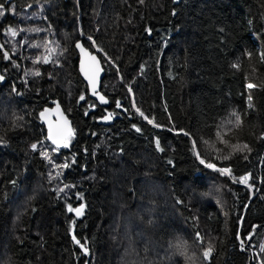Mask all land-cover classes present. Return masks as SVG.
<instances>
[{
    "label": "trees",
    "instance_id": "1",
    "mask_svg": "<svg viewBox=\"0 0 264 264\" xmlns=\"http://www.w3.org/2000/svg\"><path fill=\"white\" fill-rule=\"evenodd\" d=\"M0 4V264H264V0ZM78 40L102 58L109 107L89 96ZM51 99L74 123L62 150L40 120Z\"/></svg>",
    "mask_w": 264,
    "mask_h": 264
},
{
    "label": "snow or ice",
    "instance_id": "2",
    "mask_svg": "<svg viewBox=\"0 0 264 264\" xmlns=\"http://www.w3.org/2000/svg\"><path fill=\"white\" fill-rule=\"evenodd\" d=\"M141 2H143V0H141ZM175 2H179V0H174V3H175ZM4 14H5L4 5H3V4H0V16H3ZM173 14L175 15V13H173ZM149 31H150V30H149ZM221 31H223V29H221ZM13 35H15V33H13ZM88 39L91 40L92 38H91V37H88ZM37 47H39V45H37ZM76 47H77V48H81V50L83 51V48H82V46H81L79 43H77ZM246 54H247L250 58H251L252 55H253L252 52H247ZM4 56H5V58H9V54H8L7 52L4 53ZM262 57H264V54H262ZM91 59H92L93 61H95V60H96V57H95V56H92ZM41 62H43V63H48L49 61H48L46 58L43 59V61H41L40 58H37V59L34 61V63H41ZM236 66H237V65H233V67H236ZM99 71H100L99 68H96V69H95V73H96V74H98ZM32 75L39 76V75H41V73H40L38 70H36V71H34V72L32 73ZM3 78H4L3 76H0V80H2ZM88 78H89L90 82H91L92 85H93V92H92V95L95 96V95H97V93H96V91H95V74H94L93 76L88 77ZM247 87H248L249 89H252V88L255 87V85L249 83V84L247 85ZM129 91H131L130 88H129ZM84 99H85V97L82 95V96L80 97V100H84ZM249 100H251V96L249 97ZM99 101H100L101 103H104V104H107V103H108V101L105 99V97H104L103 95H100V96H99ZM116 105H117L118 108L122 107L119 101L116 102ZM92 107H95V105H93ZM249 107H251V104L249 105ZM136 111H137V112L139 113V115H140L144 120H146L149 124H153V119H150V118H149L148 116H146L143 112H141L138 108L136 109ZM85 114L87 115V113H85ZM41 115H43V113H41ZM111 116H112V113H108V115L105 116V117H103V119H104V120H108ZM231 117H234V122H233L232 119H229V120H228V123H229V124H232L234 127H239L240 124H241V116H240V114H238L237 112H233V113H231ZM153 126H154V127H160V125H158V124H153ZM133 127L135 128V130H136L137 132H140V131H141V129L138 128V127H136L135 125H133ZM222 127H223V125H222ZM185 135H187V133H185ZM217 136H218V137L220 136V132H219V131L217 132ZM50 138H51V140H52V143L56 145V149H55V150H58L60 147H68V146H69L67 143L60 144V143L57 141V139H56L55 137H50ZM262 138H264V137H262ZM156 144H157V147H159V140L156 141ZM31 148H32L33 151H36V150H37V144H32V145H31ZM236 150H238V151L247 150V151H249V152L251 151V149L248 147L247 144H244V145H242V146H237V149H236ZM41 155H42L45 159H48V160H49V163L52 164L54 168H68V167L70 166L69 162H67V161H66L65 163H63L62 165L54 164V162H53L51 159H49V157H48V153H47V152H43V153H41ZM198 155H199V154H198ZM223 159L227 160V159H229V156L226 155V156L223 157ZM245 159H247V157H245ZM71 162H72V163H75L74 158H73V160H72ZM200 163H201V164H205V166H206L207 168L213 169V170H215L216 172L220 173L221 175H228V176H231V169H230V168H218V167H217L215 164H213V163H206L204 159H201V160H200ZM49 175H50V177H51V173H50ZM232 179L234 180V182H238V183L246 184V185H247L248 187H250V188L252 187V185L248 184V180H249V177H248V176L240 177L239 181H236V180H235V177H232ZM13 183H15V181H13ZM63 190H64L63 188L59 189L60 192H63ZM204 195H206V196H211L212 193H211V192H209V193H204ZM81 198H82V197H81ZM84 207H85V205H84V204H81L79 207H75V208H73V207L71 206V204H69L68 207H67V210H68L69 212H74L75 215H76L77 217H79V216L83 215ZM72 223L75 224V221H73ZM197 239H198L201 243H203V237H201V236L199 235V233H197ZM249 239H250V237H249ZM73 240H74V242H75L77 245H79V246L81 247V249H82L86 254L88 253L89 250H88V248L86 247V245H85V244H82L80 240L76 239L75 235H73ZM241 243L243 244V241H241ZM170 247L173 249L174 254H177V253H178L179 255L184 256L186 260H191V259H192V257L188 255V244H187V242L184 241L182 238H180V237H176L175 240H174V242L170 244ZM212 250H213V244H212V243H209L208 246H207V248L203 251V258H204L205 260L209 259Z\"/></svg>",
    "mask_w": 264,
    "mask_h": 264
},
{
    "label": "water",
    "instance_id": "3",
    "mask_svg": "<svg viewBox=\"0 0 264 264\" xmlns=\"http://www.w3.org/2000/svg\"><path fill=\"white\" fill-rule=\"evenodd\" d=\"M180 1L181 0H179V2ZM179 2H175V4ZM77 43H79L82 46L83 51L81 50V48L76 47ZM75 47L79 55V62H78L79 72L81 77L88 86L89 96L94 100H96L100 106L109 107L111 105V99L104 93L102 89L103 80L106 76V69L104 67L102 58L100 57L98 52L86 46L82 40H78L75 43ZM92 56L96 57L95 61L91 59ZM96 68L100 69L98 74L95 73ZM94 74H95V91L97 93V95L95 96L92 95L93 85L88 78L90 76H93ZM100 95H103L105 97V99L108 101L107 104L101 103L99 101ZM49 103H50L49 105H47L42 109L41 113H43V115H41L40 113V120L44 123L46 127L47 140L51 145H53L56 148V145L52 143L50 137H55L60 144L67 143V139L74 134V123L72 118L69 116V114L62 106L59 99H51ZM122 109L126 111V109L124 108ZM108 113H112V112L109 111ZM108 113H106L103 116H100L98 118V122L104 125L111 124L115 120L116 116L112 114V116L108 120H104L103 117L107 116ZM64 148L66 147H60L59 149L62 150Z\"/></svg>",
    "mask_w": 264,
    "mask_h": 264
},
{
    "label": "rangeland",
    "instance_id": "4",
    "mask_svg": "<svg viewBox=\"0 0 264 264\" xmlns=\"http://www.w3.org/2000/svg\"><path fill=\"white\" fill-rule=\"evenodd\" d=\"M48 59H49V57H47ZM1 75V74H0ZM71 140H72V136H70L68 139H67V144L70 146V144H71ZM68 146V147H69Z\"/></svg>",
    "mask_w": 264,
    "mask_h": 264
}]
</instances>
